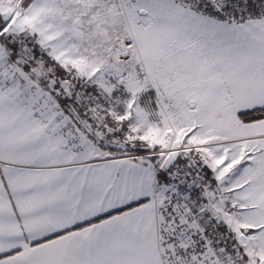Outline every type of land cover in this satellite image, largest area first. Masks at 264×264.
<instances>
[{"label": "snow or ice", "instance_id": "snow-or-ice-1", "mask_svg": "<svg viewBox=\"0 0 264 264\" xmlns=\"http://www.w3.org/2000/svg\"><path fill=\"white\" fill-rule=\"evenodd\" d=\"M0 264H264V0H0Z\"/></svg>", "mask_w": 264, "mask_h": 264}]
</instances>
